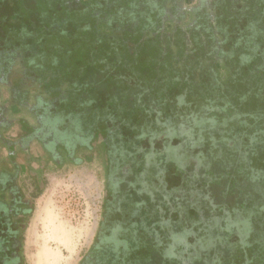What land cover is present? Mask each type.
<instances>
[{"label": "flooded vegetation", "instance_id": "af4514ba", "mask_svg": "<svg viewBox=\"0 0 264 264\" xmlns=\"http://www.w3.org/2000/svg\"><path fill=\"white\" fill-rule=\"evenodd\" d=\"M199 52L222 58L223 74L229 61L255 66L254 108L216 106L219 122L206 118L203 130L180 118L159 128L152 120L170 121L183 102L191 113L212 107ZM110 71L146 78L136 84L149 86L147 104L127 83H107ZM0 143V264H26L46 173L97 157L101 214L79 264H264V0H0ZM208 208L217 228L204 232Z\"/></svg>", "mask_w": 264, "mask_h": 264}, {"label": "rangeland", "instance_id": "374dc122", "mask_svg": "<svg viewBox=\"0 0 264 264\" xmlns=\"http://www.w3.org/2000/svg\"><path fill=\"white\" fill-rule=\"evenodd\" d=\"M251 24L254 26L256 25L254 19L251 20ZM58 39H61V37ZM63 41L64 40H61L59 44ZM96 41L100 42L101 40ZM198 54L200 57L196 65L199 66L202 69L201 72L204 73V75H202L203 82L202 85L199 86V89L212 100L211 103L214 104H212V107L215 108L205 103L200 110L191 113L193 110L186 111L185 109L187 106L186 103L183 102L179 105L180 111H178V116L174 118L175 112L170 113V121H167V119L163 120L164 116L162 115H159L158 120H152L154 123H163L159 124V128L163 127L165 124H169V127H171L173 126L172 124H177L178 122L176 121L180 118L184 119L183 123L188 124L191 122L195 127L203 130V123L208 121L206 118L213 117L219 122L217 116L211 115L213 109L217 110V108H219L221 109V114H223V112H227L228 114L234 108L235 115H244L247 110L254 108V104L252 107L250 103L247 104L249 100L247 93L252 89V79L255 75V66L253 64L248 65L247 62H238V60H235L236 62L229 61V65L226 69L228 74H223L225 65L224 62L221 63L222 58H220L217 63V60L214 59L205 60L208 53L199 52ZM142 55L147 56L149 53L143 52ZM151 56L154 63L157 59H160L158 48H152ZM94 58L98 60L101 56L96 55ZM148 60L150 61L149 58ZM182 66H184V64ZM190 66L195 67V64L190 62ZM173 71L177 73L176 70L173 69ZM186 71L187 73H191L188 69ZM124 72L126 71H122L121 73ZM193 72H195V69ZM184 73L185 70L182 71V74ZM135 74L139 75L138 73ZM175 76L176 74H173L170 76V79ZM178 78L181 80L184 79L181 76H178ZM106 79L107 83L109 82L112 84V82L115 81L121 88H124L127 83L129 86L127 92L130 93V96L136 93L139 94L145 105L147 104V99L151 98L148 94L149 91H146L149 86L146 89V87L143 88L144 86H138L136 84V82H140L141 80L145 86L148 85L147 80H145L146 78L143 79L140 75L120 76L117 72L112 73L110 71ZM147 79L153 80L154 82L156 81L149 77ZM168 79L169 78H166L167 83H169ZM232 79L235 81H230ZM186 81L190 83L187 77ZM232 84L233 86L231 88ZM185 85L186 88L190 86V84ZM110 89H114V85L113 87L111 86ZM110 92H112L111 94H119L117 88ZM238 96H241L240 100H236ZM157 98L160 97L157 96L154 100ZM168 109L171 110L174 109V107L170 106ZM181 115L184 116L182 117ZM228 117L226 121V124L228 123L229 125L228 127L231 129L237 127L233 123L235 118L230 119V115ZM204 133L203 131L202 134ZM19 134L20 132H17L14 133L13 136L16 137ZM204 137H206V135H204ZM204 141L205 140H200V143H204ZM213 141L216 143H212L214 147L209 146V149L215 153L216 157H218V155L221 156V152L217 154V140ZM245 146L248 147L247 144ZM186 147L189 150L190 144L186 143ZM231 147H235V144L231 145ZM247 147L244 148L247 149ZM205 154H207V152H200L202 159H205ZM205 170L206 176L204 182L208 186H212V184H214L212 172H208L207 168H205ZM103 183V166L102 160L99 157L84 164H71L63 169L53 167V169L46 173V188L36 199L35 210L30 219L29 230L26 236V264H79L86 250L94 241L97 232L104 190ZM198 193L199 192H196L197 198L194 199L198 202L200 207L201 205L205 206L207 202L201 198L203 197L202 194ZM210 194L211 193L208 192L207 196ZM208 209L209 211H213L212 208ZM208 209H205V212ZM205 212L202 215H205ZM216 215L217 212L213 211L211 216H205L203 217L204 219H200L199 222L202 224V231L207 232L211 228H217Z\"/></svg>", "mask_w": 264, "mask_h": 264}, {"label": "crops", "instance_id": "0c3cea01", "mask_svg": "<svg viewBox=\"0 0 264 264\" xmlns=\"http://www.w3.org/2000/svg\"><path fill=\"white\" fill-rule=\"evenodd\" d=\"M6 136H7L8 139H13L14 138L13 134H10V135L9 134H6ZM0 152H1V155H2L1 156L0 163H1L2 166H5L6 165V155H7V152H6V150L4 148H2V150H0Z\"/></svg>", "mask_w": 264, "mask_h": 264}]
</instances>
